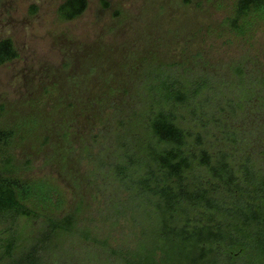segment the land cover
Returning a JSON list of instances; mask_svg holds the SVG:
<instances>
[{
    "label": "rangeland",
    "instance_id": "rangeland-1",
    "mask_svg": "<svg viewBox=\"0 0 264 264\" xmlns=\"http://www.w3.org/2000/svg\"><path fill=\"white\" fill-rule=\"evenodd\" d=\"M63 2L0 0V41L13 39L20 52L0 67V129L15 131L2 158L50 189L37 201L41 214L82 207L74 232L51 242L44 260L230 264L217 251L195 262V241L164 236L161 216L128 201L114 167L126 142L146 141L165 73L190 97L172 108L180 126L215 164L224 153L240 177L245 166L264 175V16L250 15L243 34L231 25L238 0H89L73 21L60 18ZM43 222L19 225L29 224L30 237Z\"/></svg>",
    "mask_w": 264,
    "mask_h": 264
},
{
    "label": "trees",
    "instance_id": "trees-1",
    "mask_svg": "<svg viewBox=\"0 0 264 264\" xmlns=\"http://www.w3.org/2000/svg\"><path fill=\"white\" fill-rule=\"evenodd\" d=\"M88 7L89 0H64L59 16L73 21ZM253 13L264 16V0H238L232 27L246 34L253 25L248 20ZM19 57L13 39L0 41V67ZM241 71L238 73L242 76ZM158 79L159 86L153 91L158 92L159 99L152 104L158 106L149 111L146 141L124 144L122 161L114 167L115 179L127 190L128 201H139L149 216H161L164 236L173 234L195 241V262L217 251L219 256L226 254L223 258L230 264L238 258L239 263L264 264V175L245 166L246 175L240 177L242 170L233 168L224 153L216 165L211 149L197 142L202 140L199 137L193 141L194 136L180 126L172 109L178 100L187 102V88H178L165 73ZM181 83L185 84L183 81L178 85ZM195 93L202 92L199 88ZM169 105L171 110H167ZM14 133L0 129V149L10 144ZM1 158L0 152V223L4 225L0 230V264H48L44 258L50 243L74 232L82 207L64 218L41 214L39 200L46 199L50 189L22 180L12 155ZM205 170L211 173L205 175ZM23 219H44L41 231L29 237V224L19 225ZM253 226H258L259 237L252 231ZM241 249H245V255L234 257L233 253ZM128 262L158 264L142 258L138 263Z\"/></svg>",
    "mask_w": 264,
    "mask_h": 264
},
{
    "label": "flooded vegetation",
    "instance_id": "flooded-vegetation-1",
    "mask_svg": "<svg viewBox=\"0 0 264 264\" xmlns=\"http://www.w3.org/2000/svg\"><path fill=\"white\" fill-rule=\"evenodd\" d=\"M252 231L255 232V236H256V237H259V235H257V234L259 233V231H260V230L258 229V226H257V227H256V226H253ZM255 242H256L257 244H259V242L261 243V241H254V244H255ZM258 250H259V249H258ZM245 253H246V252H245V249H241V251L238 252L237 254L233 253V254H234L233 256H234V257L244 256ZM259 254H260L259 252L256 253V255H258V256H259Z\"/></svg>",
    "mask_w": 264,
    "mask_h": 264
}]
</instances>
